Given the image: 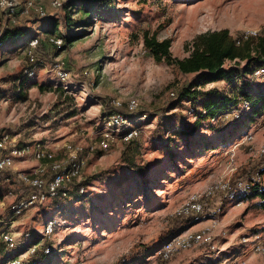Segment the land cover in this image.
<instances>
[{
  "label": "rangeland",
  "instance_id": "1",
  "mask_svg": "<svg viewBox=\"0 0 264 264\" xmlns=\"http://www.w3.org/2000/svg\"><path fill=\"white\" fill-rule=\"evenodd\" d=\"M49 11L46 17L19 16L16 25L27 34L1 42L0 120L21 145L46 143L58 159L78 146L83 169L67 197L48 199L18 214L11 205L27 187L6 172L13 176L0 181L6 202L0 209V264L13 256L23 264H264V251L256 250L258 244L264 246L260 200L241 189L234 199L222 191L207 195L217 183H246L264 165V117L245 124L241 132L227 128L221 139L207 119L201 120L198 132L208 140L217 138V146L202 155L186 148L176 132L194 126L205 99L231 96L241 83L224 78L205 82L201 72L183 74L156 61L143 39L145 30L170 39L173 55L183 58L189 54L185 43L199 33L228 28L237 36L264 29V0H64L61 8ZM6 26L0 15V41ZM50 35L63 37V47L49 44ZM32 37L41 40L37 57L42 66L35 76L23 77ZM57 59L71 72L67 82L52 70ZM195 82L196 98H182L180 90ZM256 84L263 85L264 79ZM131 99L138 108H128ZM192 107L195 112L190 113ZM112 110L135 113L130 126L138 134L131 142L123 131H109L110 148L102 150L99 142ZM169 140L170 151L160 147ZM135 146L137 163L146 165L151 176L149 188L123 160ZM37 163L31 150L17 166L28 170ZM195 197L203 206L199 219L193 211L184 212ZM48 223L54 228L45 234ZM6 228L21 247L12 250L6 244ZM199 232L210 239L175 250L167 259L158 254L172 235ZM40 241L36 255L26 253Z\"/></svg>",
  "mask_w": 264,
  "mask_h": 264
},
{
  "label": "trees",
  "instance_id": "2",
  "mask_svg": "<svg viewBox=\"0 0 264 264\" xmlns=\"http://www.w3.org/2000/svg\"><path fill=\"white\" fill-rule=\"evenodd\" d=\"M83 11L88 12L87 7H84ZM26 34L27 30L25 28H21L16 24L8 25L2 33L0 42L15 41ZM143 39L145 48L156 61L174 65L183 74L201 72L203 73L201 80H205V82H213L224 78L234 83H241V86L236 89L238 91L231 96L205 99L202 113L199 114V119L194 126L176 132V135L185 140L186 148L197 151L198 155H202L208 149L217 146L213 145L215 140L223 138L225 136L223 132H226L227 128L228 130L241 132L245 124L250 126V124H255L258 119L264 117V84H256L257 79H264V74H256V71L264 68V34L244 37L243 33L234 36L228 28L208 30L197 34L185 43V50L189 54L183 58L173 55L170 39H159L155 34L150 35L149 30L144 31ZM66 40L70 41V38ZM227 62H229V65H227ZM199 82L183 87L180 90V96L182 98H196L197 91L192 88L197 86ZM55 90L59 91L61 89L56 87ZM115 112L116 110H112L110 115ZM133 114L135 113L122 111V115L126 118H130ZM229 115L234 117L236 115L238 118L235 117L236 121H228L227 116ZM204 119L208 120L207 125L212 132L217 134V138L208 140L206 135L204 136L198 132L197 126ZM135 138L130 141L133 142ZM171 140L161 143L160 147L170 151L172 149ZM136 146V149L130 155H123V160L131 168L132 174L137 175L138 181L141 180V185L149 188L151 176L148 175L146 165L137 163L136 156L139 148ZM176 146L179 147L177 144ZM12 176L11 174L7 175L6 172H0V181H11ZM245 181L246 183L241 181V190H245L243 194L249 198H258L264 208V165L257 167L252 177ZM137 184L139 185V183ZM134 186V184L127 186L123 194H129ZM40 246H42V243Z\"/></svg>",
  "mask_w": 264,
  "mask_h": 264
},
{
  "label": "built area",
  "instance_id": "3",
  "mask_svg": "<svg viewBox=\"0 0 264 264\" xmlns=\"http://www.w3.org/2000/svg\"><path fill=\"white\" fill-rule=\"evenodd\" d=\"M49 5L47 7L46 5ZM64 5V0H0V15L6 18V25L17 24L18 18L21 15L36 13L39 17H46L49 15V8L57 9ZM5 29V28H4ZM3 29V30H4ZM264 34V29L261 30H247L243 32L244 37L256 36ZM48 43L53 47L60 49L64 45V38L58 35H50L47 39ZM41 40L39 37H32L28 43V57L29 64L25 68L23 77H33L38 71V66H42L37 57V49L40 47ZM2 43L0 42V45ZM64 62L57 59L54 64L53 71L56 73L58 79L62 82H67L70 79L71 72L66 69ZM256 74H264V68L256 71ZM176 95L175 92L172 93ZM120 105V103H116ZM139 103L136 99H131L128 103V108L134 110L138 108ZM195 112L192 107L190 113ZM195 114V113H194ZM130 118H126L122 113L116 112L107 117L106 130L102 133V139L99 142V147L102 150L110 148V134L109 131L122 132L125 140L133 139L137 136L136 129L130 127ZM248 137V136H247ZM32 150L34 159L38 161L36 165L28 170H21L17 166V162L24 160L29 152ZM79 147L69 150L68 157L65 159H58L50 145L46 143L37 142L33 146L21 145L18 141L17 135L12 129L5 125L0 120V172H9L16 175L18 179L28 187L27 192L21 197L16 198V202L11 205V211L15 214L35 206L44 204L48 199H61L69 195L71 185L75 183L82 174L83 160L79 156ZM264 153V148L262 149ZM242 188V182L232 184L229 181L217 183L210 187L207 195H213L217 191L224 192L228 199L238 197L239 191ZM84 188L81 189L83 191ZM14 196L12 191L9 192ZM6 202L0 198V209L5 207ZM221 207L218 211L221 212ZM193 211L197 215L195 218H200V213H203V206L195 197L191 200L189 206L184 209V212ZM54 228V225L48 223L45 227V234H49ZM184 234V233H183ZM176 234L169 237L160 248L158 254L167 259L175 250L187 248L197 240H209L203 233H187L186 235ZM3 239L6 244L12 249L16 250L23 245L18 243L14 237L12 229H5L3 232ZM41 241L35 243L25 249L29 255H35L39 252ZM257 251H264V246L258 244ZM49 248L45 249L48 252ZM6 264H23L17 256L11 257Z\"/></svg>",
  "mask_w": 264,
  "mask_h": 264
},
{
  "label": "crops",
  "instance_id": "4",
  "mask_svg": "<svg viewBox=\"0 0 264 264\" xmlns=\"http://www.w3.org/2000/svg\"><path fill=\"white\" fill-rule=\"evenodd\" d=\"M33 166H34V165H33ZM33 166H32V167H33ZM29 168H31V167H29Z\"/></svg>",
  "mask_w": 264,
  "mask_h": 264
}]
</instances>
